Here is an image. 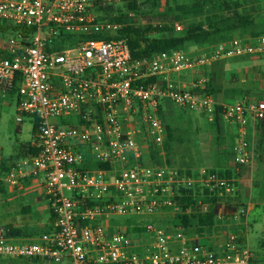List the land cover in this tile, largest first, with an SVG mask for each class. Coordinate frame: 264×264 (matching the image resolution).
Wrapping results in <instances>:
<instances>
[{
    "label": "built area",
    "instance_id": "obj_1",
    "mask_svg": "<svg viewBox=\"0 0 264 264\" xmlns=\"http://www.w3.org/2000/svg\"><path fill=\"white\" fill-rule=\"evenodd\" d=\"M145 1L0 0V24L9 28L0 31V98L10 102L19 81L16 122L23 123L26 116L38 121L32 142L37 153L17 163L5 181L17 186L25 178L40 179L54 220L36 242H17L1 229L0 258L37 259L42 264H253L252 251L232 232L220 237L187 235L148 222L139 226L142 233H134L126 224L108 225L111 220L179 212L175 199L181 190L200 189L220 204L236 195L239 179L207 168L188 173L149 164L150 143L164 155L166 125L160 110L166 101L178 113H199L210 125L215 121L218 104L206 93V76L186 89L175 84V75L264 56V34L136 61L125 40L93 39L63 50L55 47L65 36L116 35L127 24L110 22L102 9ZM151 12L152 6H142L126 10V15L131 24L140 25L141 15ZM159 25L177 33L187 27L180 21ZM221 106L225 121L237 127L233 154L236 172L241 173L255 162L248 127L264 121V99L243 98ZM72 116L76 124L58 121ZM88 163L109 168L84 170ZM90 201L97 204L91 206ZM198 205L201 212L213 206L203 201ZM217 217L223 218L220 213Z\"/></svg>",
    "mask_w": 264,
    "mask_h": 264
},
{
    "label": "trees",
    "instance_id": "obj_2",
    "mask_svg": "<svg viewBox=\"0 0 264 264\" xmlns=\"http://www.w3.org/2000/svg\"><path fill=\"white\" fill-rule=\"evenodd\" d=\"M160 0H146L142 4H129L127 6L119 7H107L102 11L112 23L127 24L125 28L119 31L116 35L109 34H93L88 37H73L65 36L64 39L56 43V48L63 50L67 47H73L76 43L83 40H125L127 41L132 60L136 61L144 58H152L156 55L168 53L175 50L189 51L190 47L204 48L211 46L218 42L228 41L235 34L243 35L250 34L251 36L258 37L264 33V31H255L257 26L254 10H243V3L240 0H167L164 10H160ZM142 6H152V12L147 15H141L140 21L143 24L133 25L126 15V10L138 9L141 10ZM185 22L187 24L186 29L177 33L174 29L168 25L160 26L161 23L166 22ZM0 31L8 32L9 28L0 24ZM208 69V68H207ZM206 69V71H207ZM210 78L212 75L207 74ZM19 82V81H18ZM16 82L14 89L11 93L10 102L15 101L17 95L19 83ZM199 92V91H197ZM218 91L213 85L212 80L208 82L206 93L215 96ZM236 91H234L235 93ZM230 90L226 91V94L230 95ZM258 97V96H257ZM177 111L173 104L166 101L165 108L160 110V117L166 125V139L163 145L164 155L160 154V148L154 143H150V164L154 166L168 165L172 166L171 153L173 145L177 141L176 133L178 128L175 126L173 117L176 116ZM191 111H181V115H189ZM195 113V112H194ZM62 124H68L70 122L61 121ZM22 123H20L21 125ZM218 143L219 154H227L230 158L234 159L233 147L235 137L229 135L226 129L227 122L223 117V106H216L215 121L211 125ZM256 129L259 135V141L254 144L255 157L257 152L264 151V121L256 125ZM38 131V121L33 120V135ZM37 153L35 148H30L28 156H34ZM165 157V161L163 160ZM11 160H5L0 165V176L7 174L14 166L9 163ZM238 167V165H237ZM108 165L93 163L89 166H84V170L88 169H108ZM181 169V168H179ZM188 173H191V169H184ZM212 173L218 174L221 177H227L229 179H239L243 175L237 173L236 169L230 166H219L217 169H209ZM243 170V168L241 169ZM29 180V179H28ZM38 180V179H33ZM224 203L225 212H231L235 208L240 212V218L242 223L235 225L229 229V232L234 233L239 238L241 245H246V237L248 229L245 224L246 208L242 210L234 205V198L221 199ZM200 201L212 202L213 206L209 212H201L198 205ZM175 202L180 206V211L176 216V223L174 229L176 231L181 229L187 235H209L221 234L227 230V224H229V217L224 222L219 220L217 213L222 214L219 211L216 198H209L206 193H202L200 189L195 190H181L180 194L176 196ZM97 202H91L90 205L94 206ZM237 211V212H238ZM227 216V215H226ZM234 214H231L233 219ZM52 221H54L52 219ZM131 225L132 221H120L117 224ZM116 224V225H117ZM130 227V226H129ZM9 236L14 238L21 237V231L16 229L12 225H7L3 228ZM130 232L142 233L143 228L138 229L130 228ZM254 263V262H253ZM0 264H42L37 259H18L9 262H2Z\"/></svg>",
    "mask_w": 264,
    "mask_h": 264
},
{
    "label": "rangeland",
    "instance_id": "obj_3",
    "mask_svg": "<svg viewBox=\"0 0 264 264\" xmlns=\"http://www.w3.org/2000/svg\"><path fill=\"white\" fill-rule=\"evenodd\" d=\"M160 2V10H164L167 0H160ZM240 2L249 5L248 7H251V9L254 10L257 17V26L255 31H264V9L259 4L260 0H240ZM116 8L118 9L119 7ZM241 36L243 35L235 34L233 37L228 39V41ZM197 49L200 48L190 47L189 51H196ZM223 62L224 61H221L222 64H218V66L216 65L217 67L213 65L208 68V70H210L212 67L220 69L218 74L212 75V77H210L212 80V85L216 89H218V87L224 89V87H227L228 84H230V82H232L234 79L227 74L228 66ZM208 70H204L200 73L198 72L194 74V76L197 78L200 76H206L207 78ZM217 95L218 94L215 96ZM217 101L218 103H223L226 100H224L222 96L219 95V99ZM234 102V100H230V103ZM7 104L8 105L6 106L0 107V164L5 160H9L11 156L19 150L20 146L30 145L34 138L33 119L28 116L24 117L23 123L20 127H18L16 122L18 117L16 103L14 101L10 103L7 102ZM62 120L65 122H70L69 124L77 123L75 116L58 119L59 123H61ZM173 121H175V126L178 128V132L176 133L177 141L173 145V150L171 153V162L173 167L191 170H197L200 168L217 169L219 166H230L234 169L237 168L233 158H230L227 154H219L218 143L213 128L210 124L206 123L205 118L201 114L193 112L189 115H181L177 112L176 116L173 117ZM235 141L236 138L234 140V144ZM250 142L252 141L250 140ZM21 159H23V161L27 160L28 155H22ZM165 159L166 158L163 157L164 161ZM89 165L91 164L88 163L86 167ZM242 175L248 177L247 173L243 172ZM236 186L237 193L235 196L230 198H234V205L236 204L240 210L246 208L245 212L248 216L246 217L245 221H249L250 226L247 238L248 248L252 251L255 257V255L258 256L264 253V173L253 175L251 181H242V179L239 178V181L236 182ZM65 193L67 196L71 195L70 191H66ZM224 202L222 200V203ZM218 208H220L219 211H222L223 218L221 222H224L228 217L230 220L229 224L226 225L227 230L223 231L221 234H214V236L220 237L223 236V233L229 232V229L233 226L240 225L242 223V219H231L232 213L234 215H239L240 217V212L237 208L231 212H225L224 206L222 204H220ZM178 213L179 212L163 213L153 219H136L130 223V226L131 228L133 226V228L138 229L142 224L154 222L162 223L168 229H174L173 225L176 223L175 218ZM120 221L124 220H111L110 222L108 221V225L110 227L116 226V224ZM124 224L126 223L123 222L121 225ZM12 260L18 259L0 258V263L9 262ZM256 264L263 263L260 260V262Z\"/></svg>",
    "mask_w": 264,
    "mask_h": 264
},
{
    "label": "crops",
    "instance_id": "obj_4",
    "mask_svg": "<svg viewBox=\"0 0 264 264\" xmlns=\"http://www.w3.org/2000/svg\"><path fill=\"white\" fill-rule=\"evenodd\" d=\"M259 4L264 9V0H260ZM243 5V10H252L251 7H248L249 5L244 3ZM223 63H226L228 66L227 74L234 78V82H230V84H228L227 87H224V89L218 87L217 90L220 92L217 96H214L217 104L221 105L224 103H230V100L237 102L243 98L264 99V56L238 58L224 61ZM218 64L222 63L219 62L214 66H218ZM216 67H212L210 70L207 69V74H218L220 69ZM200 72L202 71H199V73ZM196 73L188 72L175 75L173 77V81L181 88H192L193 85L198 83L202 78V76L198 78L194 76ZM208 80L210 82V78ZM228 90L232 92L230 95L226 94V91ZM234 91L236 92L234 93ZM219 95H221L226 101L218 103L217 100L219 99ZM6 105H8L7 102L1 100L0 98V107ZM17 126L20 127L21 125L18 124ZM256 127L257 126L252 123H250L248 127V139L249 141H252L251 143L253 145L259 141V135ZM226 129L229 135H232L235 138L237 137V127L235 125L227 123ZM31 144L33 145V143ZM31 144L19 147V150L10 158L11 166L26 161H23L21 156L28 155L30 148H34ZM29 158L30 157L28 156V159ZM242 171L248 174V177L246 176L247 178L245 176L240 178L242 181H251L253 175L264 173V151L257 152L254 165L252 167H244ZM5 177L6 174L4 176H0V230L7 225H12L21 231V237L15 238L17 242H36L38 241L40 235L47 232L53 224L48 205L42 195V181L40 179L33 180L32 178H25L17 186H11L5 181ZM247 216L248 215L246 214L245 218ZM243 224L247 226L249 233V221H245ZM248 233L246 237L247 247ZM212 249L217 250L218 247L214 246ZM260 260L264 264V253L258 256L255 255L253 264L260 262Z\"/></svg>",
    "mask_w": 264,
    "mask_h": 264
}]
</instances>
